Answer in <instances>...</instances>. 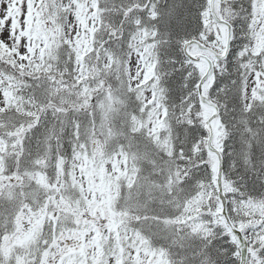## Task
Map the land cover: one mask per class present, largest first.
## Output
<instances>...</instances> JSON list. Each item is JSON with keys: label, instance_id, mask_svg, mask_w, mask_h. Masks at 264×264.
<instances>
[{"label": "snow or ice", "instance_id": "obj_1", "mask_svg": "<svg viewBox=\"0 0 264 264\" xmlns=\"http://www.w3.org/2000/svg\"><path fill=\"white\" fill-rule=\"evenodd\" d=\"M0 264H264V0H0Z\"/></svg>", "mask_w": 264, "mask_h": 264}]
</instances>
